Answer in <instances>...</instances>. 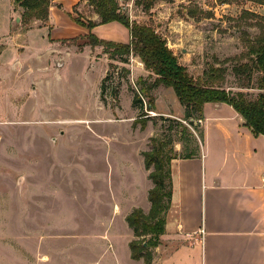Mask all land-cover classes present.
<instances>
[{"label":"rangeland","instance_id":"obj_1","mask_svg":"<svg viewBox=\"0 0 264 264\" xmlns=\"http://www.w3.org/2000/svg\"><path fill=\"white\" fill-rule=\"evenodd\" d=\"M86 1L82 0L74 10L72 0L61 2L51 12V28L25 31L23 28L38 24L33 19L24 25L22 9L17 22L10 1H1L4 68L0 77L25 86L31 77L42 74L37 65L41 54L50 49L49 40L80 35L86 25L79 19L90 21L89 17L95 13ZM224 1L229 5H217ZM118 2L132 20L153 26L166 38L179 62L187 66L194 78L213 84L207 74L221 67L223 79L215 85L233 92L243 91L248 99L257 97L261 74L253 67L254 55L250 49L263 32L264 7L259 1L159 0L150 10L144 5L137 6L135 0ZM77 41L76 38L62 43L77 45ZM54 51L57 50L52 49L51 53ZM17 58L32 70H26L14 80L16 75L9 64ZM64 59L65 65L62 59H54L57 66L62 65L60 72L45 74V93L43 98L37 97L38 108L48 110L52 118L38 114L28 118L21 110L22 100L18 102L21 106L15 119L8 111L1 116L0 264H134L127 254L128 225L114 212V203H120V194L125 198L134 193L140 195L151 184L138 151L149 149L152 137L168 140L164 134L174 140L178 153L200 151L203 120H195L194 126L183 120L185 107L171 87L161 84L152 90L155 110H148V97L144 96V108L134 113V122L128 118L132 108L130 97L125 94L120 115L125 119L97 122L95 126L101 136L92 133L91 122L85 127H70L68 122L53 117L87 116L86 109L94 107V92L103 75L104 63H90L87 55L74 51L67 52ZM236 68L240 69L239 73ZM128 69V64L114 61L109 72L115 74L116 70ZM140 78L149 85L157 77L135 70L136 88L130 71L124 84L133 98L141 90ZM176 121L188 126L187 137L181 138L183 128ZM59 147H62L61 159ZM129 173L137 184L130 179V184L124 185ZM134 187L141 191H129ZM115 192H118L117 200Z\"/></svg>","mask_w":264,"mask_h":264},{"label":"crops","instance_id":"obj_2","mask_svg":"<svg viewBox=\"0 0 264 264\" xmlns=\"http://www.w3.org/2000/svg\"><path fill=\"white\" fill-rule=\"evenodd\" d=\"M9 1V6L19 22L20 11L16 9L13 0ZM65 1L52 0L48 19L34 20V23L38 25L24 29L23 24H19L22 25L24 31L34 28H51V12L54 7H59L61 2ZM81 1L72 0L73 10ZM217 5L224 7L229 3L224 1ZM260 5L264 7V4L260 3ZM99 18L98 14L93 13L89 20L100 21ZM81 20L89 23L85 18ZM90 32L101 40L115 43H130L131 41L130 30L119 21L98 24L92 29L86 26L77 36L51 38L48 43L46 42L50 49L45 54H41V62L37 65L42 74L31 77L25 86L17 82L10 83L9 80H3L0 77V120L2 114L7 111L13 114V119H15L21 106L18 102L21 100V110L28 118H33L37 116L36 114L52 118L48 110L43 107L38 108L37 97L41 98L45 93L47 82L45 74L58 75L59 68L65 65L66 53L74 51L80 55H87L90 63L95 64L98 61L104 63L103 75L94 92V107L87 106L88 114L85 117L53 118L66 121L73 128L76 125L85 127L86 123L91 122L94 130L92 133L101 136L95 126L97 122L125 119L120 115L123 110L122 99L126 94L130 97L132 108V113L128 118L134 122V113L140 108L134 105L133 97L126 89L127 85L123 83L116 105L109 103L110 100L107 103L102 100L103 79L109 72L112 62L119 60L110 58L105 46H92L87 39ZM73 38L78 39L77 45L62 43V40ZM2 43L0 39V74L4 68L1 63L4 50ZM21 47L23 46L19 48L23 50ZM52 49L57 51L51 53ZM59 58L63 62L62 65L57 66L53 61ZM9 67L12 72H15L14 80H17L26 70L29 72L32 70V67L25 66L23 61L19 62V58L11 62ZM137 68V71L150 73L144 64ZM117 118L119 120H116ZM201 120H203L204 141H202L200 154L191 158L174 159L171 163L173 195L166 214L165 232L160 237V244L153 249L152 264H264V135H254L252 130L245 125L242 115L227 103H205ZM61 132L64 134V131ZM62 147H59V159L62 157ZM142 150L138 152L145 175L148 176L149 171L146 169L142 155V152L147 149ZM127 178L128 182L124 185L127 186L131 181L137 184L131 173ZM148 185L140 195L134 193L133 196L125 198L119 193L121 201L114 203V212H117V215H120L127 225L126 217L135 208H142L145 213L150 211L151 202L148 195L153 182L151 181ZM130 189L131 192L136 189L138 192L141 191L138 187ZM117 194L118 192L114 194L116 200ZM127 230L129 233L127 254L134 264H146L143 259L136 260L131 257L129 244L135 236L129 225ZM114 238H116L115 235L113 241ZM113 241L111 239L115 248L116 244ZM117 256L119 257L118 253Z\"/></svg>","mask_w":264,"mask_h":264},{"label":"trees","instance_id":"obj_3","mask_svg":"<svg viewBox=\"0 0 264 264\" xmlns=\"http://www.w3.org/2000/svg\"><path fill=\"white\" fill-rule=\"evenodd\" d=\"M157 1L159 0H135V4L144 5L146 10H150ZM257 1L264 4V0ZM13 2L16 9L23 10L24 25H28L33 19L47 20L52 4V0H13ZM88 3L99 15L100 21H89L87 24L79 19L83 25L92 29L98 24L119 21L130 30L131 34L130 43H115L101 40L90 32L87 35L89 43L92 46H105L110 58L117 59L124 64H129L130 56L133 55L143 62L152 75L157 77L149 85L146 80L140 78L141 90L138 89L139 94L133 98L135 106L140 109L144 108L143 97L146 96L148 97V110H155L156 103L152 90L162 84L175 91L185 107L183 120L191 126H194L195 120L203 119L205 103H227L242 115L245 125L252 130L254 135H264V24L263 32L250 49L254 55L253 67L261 74L256 86L260 92L255 99H248L243 91L233 92L220 85H215L218 80L223 79L224 69L221 67L213 68L207 74L213 84H206L201 79L194 78L187 66L179 62L177 54L169 47L167 39L153 26L132 20L120 9L118 0H88ZM261 17L264 20V16ZM235 71L239 73L240 69L236 68ZM129 73V69L126 72L120 71L116 82L113 79L114 74L107 73L102 82V100L105 103L109 98L118 103L121 87L124 81H127ZM163 117L162 119H167ZM176 124L183 128L181 138L187 137L188 126L182 121H176ZM164 135L169 139L152 137L151 147L142 152L146 169L149 171V179L153 182L148 195L151 202L150 211L145 213L142 208H135L126 217L135 236L129 244L131 257L136 260L143 259L146 264H152L153 249L160 244V237L166 228V214L173 195L171 163L174 159L191 158L200 154L199 149L178 153L173 146L174 140L171 136ZM201 140L204 141L203 134Z\"/></svg>","mask_w":264,"mask_h":264},{"label":"built area","instance_id":"obj_4","mask_svg":"<svg viewBox=\"0 0 264 264\" xmlns=\"http://www.w3.org/2000/svg\"><path fill=\"white\" fill-rule=\"evenodd\" d=\"M137 57H135V56H133V55H131L130 56V61H129V71H131V75H132V81H133V83H134V86L137 88V85H136V83L134 82V72H135V70H136V68L139 66V65H141V66H143V62H141V61H137V59H136ZM121 70H116V73L114 74V76H113V79H115V82H116V78H117V76L119 75V72H120ZM110 99V98H109ZM144 99V98H143ZM199 121L201 122V119H199Z\"/></svg>","mask_w":264,"mask_h":264},{"label":"water","instance_id":"obj_5","mask_svg":"<svg viewBox=\"0 0 264 264\" xmlns=\"http://www.w3.org/2000/svg\"><path fill=\"white\" fill-rule=\"evenodd\" d=\"M18 20V19H17Z\"/></svg>","mask_w":264,"mask_h":264}]
</instances>
